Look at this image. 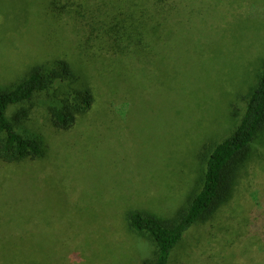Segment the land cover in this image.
I'll return each instance as SVG.
<instances>
[{"label":"rangeland","instance_id":"obj_1","mask_svg":"<svg viewBox=\"0 0 264 264\" xmlns=\"http://www.w3.org/2000/svg\"><path fill=\"white\" fill-rule=\"evenodd\" d=\"M50 2L0 0L1 89L56 60L87 77L86 65L70 61L69 24L76 20L65 14L64 0L54 10ZM168 3H174L172 15L154 31L159 45L139 58L128 83L122 77L98 81L93 109L72 131L59 132L47 117L44 102L53 90L33 102L19 131L39 138L46 156L0 164V235L8 236V264H141L152 258L154 242L128 228L126 213L170 219L187 208L204 174L199 150L236 129L246 107L241 97L264 64V19L248 17L251 6L264 7V0ZM197 55L198 71H192L190 62L197 63L190 58ZM61 86L70 87L54 84ZM246 201L256 205L249 215ZM263 217L262 135L230 203L186 234L170 264H264Z\"/></svg>","mask_w":264,"mask_h":264},{"label":"trees","instance_id":"obj_2","mask_svg":"<svg viewBox=\"0 0 264 264\" xmlns=\"http://www.w3.org/2000/svg\"><path fill=\"white\" fill-rule=\"evenodd\" d=\"M64 1L65 14L70 13L76 20L75 24H69V39L74 52L70 61L86 65L87 77L76 76L67 61L56 60L33 68L13 86L0 88V164L4 166L22 165L46 156L39 138L19 131L28 122L33 113V102L39 95L53 90L52 99L44 102L47 117L59 132L72 131L80 118L93 109L98 81L110 84L111 80L116 82L122 77L128 83L131 71L136 70L141 61L139 58L159 45L154 40L155 28L161 29L174 10V3H168V0ZM57 5V0H51L49 7L54 10ZM156 7H160L157 13L153 11ZM248 17L251 20L264 19V7L251 6ZM187 53L192 55L191 49ZM199 58L198 55L190 58L197 63L190 62L192 71H198ZM162 62L168 67L167 60H160ZM125 63L130 66L124 67L122 64ZM182 66L186 67L179 65L181 71ZM66 82L69 89L54 88V84ZM123 88L130 92L127 87ZM241 98L246 104L242 116L235 104L231 106V117H241L233 133L221 143L211 147L204 145L199 150L197 159L204 166V174L200 187L188 198V207L179 209L170 219L136 210L126 213L128 228L135 234L148 236L156 246L153 257L144 259L141 264H170L186 234L195 226L209 224L232 200L252 146L264 136V64L256 83ZM14 108L18 110L11 115ZM133 110L134 106L129 113L133 114ZM245 204V212L249 215L255 204L251 201ZM7 237L0 235V264H8ZM56 251L58 254L57 246Z\"/></svg>","mask_w":264,"mask_h":264}]
</instances>
